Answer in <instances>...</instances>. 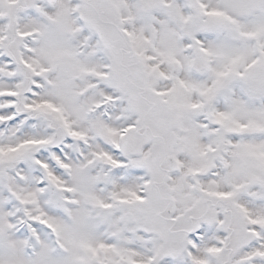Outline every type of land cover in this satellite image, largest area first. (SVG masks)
<instances>
[{
  "label": "snow or ice",
  "instance_id": "obj_1",
  "mask_svg": "<svg viewBox=\"0 0 264 264\" xmlns=\"http://www.w3.org/2000/svg\"><path fill=\"white\" fill-rule=\"evenodd\" d=\"M0 264H264V0H0Z\"/></svg>",
  "mask_w": 264,
  "mask_h": 264
}]
</instances>
